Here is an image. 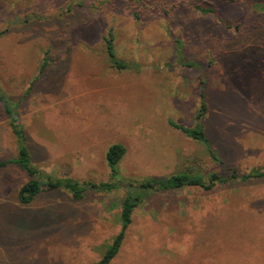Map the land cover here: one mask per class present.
Masks as SVG:
<instances>
[{"label": "rangeland", "instance_id": "1", "mask_svg": "<svg viewBox=\"0 0 264 264\" xmlns=\"http://www.w3.org/2000/svg\"><path fill=\"white\" fill-rule=\"evenodd\" d=\"M131 1L0 0V89L17 103L32 163L109 182L105 153L119 143L121 178L263 168L264 0ZM108 32L126 68L111 65ZM173 123L203 127L208 148ZM15 155L0 105V160ZM27 178L0 169V264L96 261L126 189L81 200L53 190L23 205ZM110 264H264V179L149 193Z\"/></svg>", "mask_w": 264, "mask_h": 264}, {"label": "trees", "instance_id": "2", "mask_svg": "<svg viewBox=\"0 0 264 264\" xmlns=\"http://www.w3.org/2000/svg\"><path fill=\"white\" fill-rule=\"evenodd\" d=\"M129 1V2H127ZM141 2L142 0H136ZM127 4L131 0H123ZM132 4V3H131ZM131 6V5H130ZM165 12L164 8H162ZM202 12H213L208 7L200 8ZM138 18V13H132ZM106 53L111 65L115 68H126V64L115 57L113 50V36L108 32L104 37ZM0 105L7 119L16 142V155L10 159L0 160V169L10 164L16 165L27 175V180L20 185L17 190L16 198L20 204L28 205L34 199L45 192L53 190H65L75 200L83 199L86 190L96 189L100 191H109L116 188H125L126 193L120 202L118 232L112 238L110 244L105 248L102 255L91 264H110L112 259L117 255L125 237L126 230L131 223L134 209L140 205L151 192H168L182 187L194 186L209 189L217 183L226 182L228 179L249 180L250 178H263L264 167L253 168L248 173L239 174L233 170L228 176H223L217 172H211L208 176L193 174L190 172H180L158 178L155 176L145 178H121L119 175L118 164L125 153L122 144H112L105 153V159L110 171L111 181L93 183L90 181H78L70 176L56 177L39 170L31 160L30 151L26 142V134L23 126L19 122V113L17 112V103L8 97L0 89ZM205 105H202L197 113V119L204 116ZM175 128L181 130L185 135L193 140L203 143L207 147V141L203 127L195 125L187 128L178 124H172ZM208 148V147H207ZM210 151V150H209Z\"/></svg>", "mask_w": 264, "mask_h": 264}]
</instances>
